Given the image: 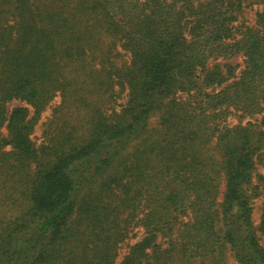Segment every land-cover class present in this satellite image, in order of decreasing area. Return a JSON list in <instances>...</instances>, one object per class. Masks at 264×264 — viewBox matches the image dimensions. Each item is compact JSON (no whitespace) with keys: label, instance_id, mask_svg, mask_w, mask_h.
Segmentation results:
<instances>
[{"label":"trees","instance_id":"trees-1","mask_svg":"<svg viewBox=\"0 0 264 264\" xmlns=\"http://www.w3.org/2000/svg\"><path fill=\"white\" fill-rule=\"evenodd\" d=\"M250 1L0 0V264H264V11L235 24Z\"/></svg>","mask_w":264,"mask_h":264},{"label":"rangeland","instance_id":"rangeland-1","mask_svg":"<svg viewBox=\"0 0 264 264\" xmlns=\"http://www.w3.org/2000/svg\"><path fill=\"white\" fill-rule=\"evenodd\" d=\"M262 11H264V0H251L250 2H246L244 3L241 13L239 14L238 21L235 24L239 25V29L244 30L246 27H250L256 23L258 19L257 15ZM120 51V64H123L124 61L128 62L130 60V55L122 49H120ZM221 62L223 64L229 63L234 66L238 65L236 69L237 74H239L243 68V60L241 55H236L234 57H231L230 59H226ZM126 101V96H123V98L119 100L121 104L126 103ZM59 103L60 99L56 98L46 109V111L42 113L38 125L36 126L35 131L32 134V139L35 142L36 146H39L45 139L44 134L45 131H47L50 121L53 117V110L55 106H57ZM19 105H22L19 101H13L9 104V109ZM259 119H261L260 115H248L243 113L242 111L235 110L229 116L228 123H230L231 125H244L250 121L252 123L258 124L260 121ZM262 143H264V140L262 141ZM261 152L264 154V145L263 147H261ZM257 173L264 177V156L262 158V161H259L257 164ZM256 187H258V189H256ZM254 190H256V194L253 196L251 204L253 208V220L255 226H258L261 221V216L264 212V183L256 179ZM221 200L222 194L220 195V201ZM6 213L7 216H10L11 214V212L9 211H7ZM133 233L134 235H132V237L126 243H124L123 248L120 250V256L118 261H122L126 254L129 252L132 245H134L136 242L143 238L144 230L141 227H135ZM261 243L264 246V236H261ZM228 262L229 264H235L234 260L229 255Z\"/></svg>","mask_w":264,"mask_h":264}]
</instances>
